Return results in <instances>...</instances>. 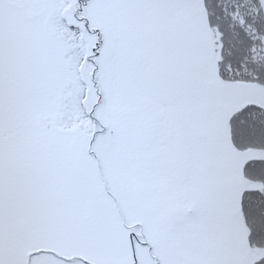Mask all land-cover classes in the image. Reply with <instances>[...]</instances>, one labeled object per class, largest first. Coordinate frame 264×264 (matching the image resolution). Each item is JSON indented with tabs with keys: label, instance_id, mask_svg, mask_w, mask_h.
<instances>
[{
	"label": "snow or ice",
	"instance_id": "snow-or-ice-1",
	"mask_svg": "<svg viewBox=\"0 0 264 264\" xmlns=\"http://www.w3.org/2000/svg\"><path fill=\"white\" fill-rule=\"evenodd\" d=\"M0 264H264V0H0Z\"/></svg>",
	"mask_w": 264,
	"mask_h": 264
}]
</instances>
